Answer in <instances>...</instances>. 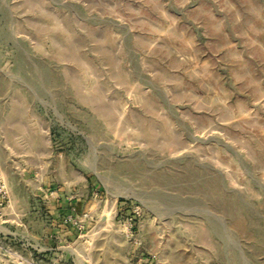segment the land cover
Listing matches in <instances>:
<instances>
[{"label": "rangeland", "instance_id": "1", "mask_svg": "<svg viewBox=\"0 0 264 264\" xmlns=\"http://www.w3.org/2000/svg\"><path fill=\"white\" fill-rule=\"evenodd\" d=\"M0 264H264V0H0Z\"/></svg>", "mask_w": 264, "mask_h": 264}, {"label": "crops", "instance_id": "2", "mask_svg": "<svg viewBox=\"0 0 264 264\" xmlns=\"http://www.w3.org/2000/svg\"><path fill=\"white\" fill-rule=\"evenodd\" d=\"M45 200L48 214L50 215V218L53 222L52 225L55 227L51 229L50 237L54 240L61 239L62 236L66 235L65 232L75 231V228L70 226V219L76 218V211H74V207L72 206V202H69V199L66 198L63 194L55 193L51 196L46 195ZM75 203V202H74ZM77 206V204H76ZM69 222V223H68ZM74 224V221H73ZM62 233V234H61ZM70 234V233H68ZM52 242V241H51ZM55 251L54 249H51V251ZM59 250V249H57Z\"/></svg>", "mask_w": 264, "mask_h": 264}, {"label": "built area", "instance_id": "3", "mask_svg": "<svg viewBox=\"0 0 264 264\" xmlns=\"http://www.w3.org/2000/svg\"><path fill=\"white\" fill-rule=\"evenodd\" d=\"M76 224V223H75Z\"/></svg>", "mask_w": 264, "mask_h": 264}]
</instances>
